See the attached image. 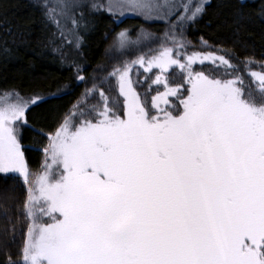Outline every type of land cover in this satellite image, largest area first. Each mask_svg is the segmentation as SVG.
<instances>
[{
  "label": "snow or ice",
  "instance_id": "obj_1",
  "mask_svg": "<svg viewBox=\"0 0 264 264\" xmlns=\"http://www.w3.org/2000/svg\"><path fill=\"white\" fill-rule=\"evenodd\" d=\"M210 2L38 0L53 29L48 45L85 87L51 132L32 128L29 112L59 89L51 97L0 92V174L19 176L26 191L23 247L7 264H264V72L251 71L257 62L246 59L249 86L225 55L189 51L185 32ZM85 8L114 23L138 15L166 27L156 47L101 62L86 79ZM155 39L141 29L131 40L125 29L113 47ZM201 45L213 47L203 38ZM12 55L0 44V57ZM149 80L145 96L156 86L150 103L135 87ZM113 87L117 98L105 91ZM22 127L47 139L38 175ZM15 231L12 224L8 232Z\"/></svg>",
  "mask_w": 264,
  "mask_h": 264
},
{
  "label": "trees",
  "instance_id": "obj_2",
  "mask_svg": "<svg viewBox=\"0 0 264 264\" xmlns=\"http://www.w3.org/2000/svg\"><path fill=\"white\" fill-rule=\"evenodd\" d=\"M33 0H0V44L7 42L13 49L10 58L0 57V91L15 89L25 95L56 93L65 86L71 91L48 99L29 112L32 128L53 131L76 102L83 86L77 84L74 69L62 64L48 45L53 29L45 26L41 9ZM91 26L82 31V60L89 68L103 62L106 45L114 28H118L106 12L91 15ZM142 23L130 18L121 23ZM11 29L9 33L7 30ZM191 35L202 36L215 46H224L240 55L264 59V0H211L205 13L190 27ZM21 141L29 166L36 172L43 162L44 136L23 127ZM25 185L14 176L0 175V264L8 257L19 260L27 221L23 204ZM14 224L16 231L9 234Z\"/></svg>",
  "mask_w": 264,
  "mask_h": 264
},
{
  "label": "rangeland",
  "instance_id": "obj_3",
  "mask_svg": "<svg viewBox=\"0 0 264 264\" xmlns=\"http://www.w3.org/2000/svg\"><path fill=\"white\" fill-rule=\"evenodd\" d=\"M33 1H35V2L38 3V0H33ZM243 1H246V0H243ZM105 2H106V0H88V3L89 4H91V3H101V4H103ZM84 12H85L86 17L89 20L91 18V15L96 14V13H91L89 15V9L88 8H85L84 9ZM130 18L141 19L142 20V23L141 24L140 23H138V24H134V23L133 24H126L125 23L121 27L119 26L121 23H115L118 28L115 27L114 28V31L109 36L108 43L106 45L105 57H104V60H105L104 63H106L109 66L111 64H113V63H118L117 61L122 60V58H124V57H128L130 55L139 54V52L145 51L146 49H148V47H156L158 45L159 38L162 36L163 30L166 27V25L163 24V23H161V22H148V21L144 20L143 18H141L138 15H130L127 18L123 19V22H125L127 19H130ZM192 25H193V23L188 26V28H187V30L185 32L186 40H188L189 42L191 40L188 39V33H189L190 27ZM125 29L128 31V34H129V37H130L131 40H136L138 38V34H139V32H140L141 29H144L146 32L152 33L156 37V39L155 40H152L150 42L149 41H143L138 46L137 45H130L126 50H120V49L114 48L113 47V44H114L115 34L118 33V32H120L121 30H125ZM83 64H84V67H85L86 70L83 73H81V74L84 75L85 78L87 79L89 77V75L92 73V70L94 68H89L88 65L85 64L84 61H83ZM77 84H80V83L77 82ZM81 85L83 86V89H84L85 85H83V84H81ZM107 90H109V89L108 88H105V91L106 92H107ZM69 91H71V87L70 86H65L64 88H62L59 91L58 96L59 95H62V94H65V93H67ZM109 91L112 92V89L109 90ZM0 92H3V91H0ZM19 93L22 96H25V97L30 96V95H25V94H23L21 92H19ZM107 93H109V92H107ZM53 94L54 93L41 94V95L42 96H45V97H51ZM22 130H23V127L20 130L21 131V135H22ZM21 138H22V136H21ZM30 169H31V167H30ZM31 171L33 172V174H37V172H38V171L36 172L35 170H32V169H31ZM0 175H3V174H0ZM9 176H14V175H9ZM14 177H18V179H21L19 176H14Z\"/></svg>",
  "mask_w": 264,
  "mask_h": 264
},
{
  "label": "flooded vegetation",
  "instance_id": "obj_4",
  "mask_svg": "<svg viewBox=\"0 0 264 264\" xmlns=\"http://www.w3.org/2000/svg\"><path fill=\"white\" fill-rule=\"evenodd\" d=\"M201 38H203V37L202 36H197V35H191L190 33H188V39L191 40L190 41V44L192 46H194V48L190 47L189 48V51H193V50L203 51V52L216 51L218 55H225V57L227 59H229L231 63L240 66V68H241V75H243L244 80H245V82H246L247 85L253 86V82H252V78L248 75V73L243 70V62L246 59L251 58V59H253V60H255L257 62V63H254V64H252L250 66V70L251 71H261V72H264V68H261L259 66L261 63H264V59H259V58L256 59V58H252V57H249V56L240 55L237 51H235L233 49H230V48L224 47V46H215V45L209 43L208 41L207 42L210 45H212L213 47L212 48H204L201 45ZM218 49H222V51H217ZM145 51H147V49ZM136 55H130L128 57H124V58H122V60H125V59H134ZM104 61L105 60L103 59V63H104ZM117 62H119V61H117ZM197 70H204V71H206V74L218 75L217 73L211 72V70L209 68L201 69V68L198 67ZM156 73H157V70H153V74H151L152 78H154V75ZM168 75H169L170 81H176V80L179 79V77L177 75V71L175 69H173ZM141 80H143V77H141ZM150 82H151V80H149L147 82H144L142 84L135 85L136 90L141 93L142 99H146L149 103H150L151 96L152 95H155V87H156V86H153V90L150 93H148L147 96H145V91L147 89L148 83H150ZM159 90L160 91H163V88L161 87ZM107 92H109V94H111V95L115 94V92L118 93L117 92V89L115 87L112 88V92L109 91V90H107Z\"/></svg>",
  "mask_w": 264,
  "mask_h": 264
},
{
  "label": "water",
  "instance_id": "obj_5",
  "mask_svg": "<svg viewBox=\"0 0 264 264\" xmlns=\"http://www.w3.org/2000/svg\"><path fill=\"white\" fill-rule=\"evenodd\" d=\"M107 93V92H106ZM109 95V97L111 98H117L118 97V93L115 92V94L111 95L109 93H107ZM119 101H120V106H119V110L121 111V114H122V110H123V98L119 97ZM42 172V164L40 166V169L38 170L37 172V175L40 174Z\"/></svg>",
  "mask_w": 264,
  "mask_h": 264
}]
</instances>
